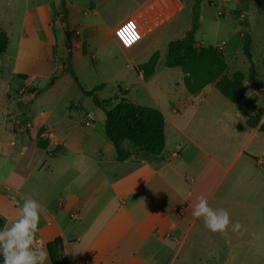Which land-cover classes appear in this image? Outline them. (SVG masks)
<instances>
[{"label": "crops", "instance_id": "0c3cea01", "mask_svg": "<svg viewBox=\"0 0 264 264\" xmlns=\"http://www.w3.org/2000/svg\"><path fill=\"white\" fill-rule=\"evenodd\" d=\"M258 1L264 2L236 4ZM59 3L24 0L18 46L14 54L8 52L9 39L6 53L0 55V66L11 67L0 96L4 226L17 218L25 197L36 200L43 209L37 236L48 253L47 264H53L47 246L58 238L59 264H222V258L235 261L248 255L241 252L242 243L256 252L264 243V218L257 212L264 213V206L242 201L241 184L254 169L264 176L263 159L255 148L264 147L259 129L264 116L256 128L247 124L263 106L255 101L250 112L242 107L243 100L228 101L214 84L191 94L184 86L185 75L165 67L169 44L188 36L196 22L195 1L67 0L70 28L78 34L71 52ZM248 11L240 25L218 17L210 35L199 15L196 45H214L224 53L228 36H244L250 29L255 14ZM215 12L231 13L224 5ZM157 52L155 72L145 78L137 68ZM70 58L86 89L104 86L98 97L111 86L113 94L121 90L131 102L163 113L166 144L160 155L137 152L125 142L130 157L119 161L106 135V118L95 104L85 110L75 100L60 109L58 92L66 89L60 79L70 76L68 84L74 82L64 71ZM52 78L53 86L47 87ZM3 80L0 76V90ZM33 88L43 92L35 95ZM39 140L47 142V148H40ZM252 157L257 158L250 163ZM200 196L207 197L212 208L226 209L246 231L221 235L206 229L202 219L191 215Z\"/></svg>", "mask_w": 264, "mask_h": 264}, {"label": "trees", "instance_id": "16d2710c", "mask_svg": "<svg viewBox=\"0 0 264 264\" xmlns=\"http://www.w3.org/2000/svg\"><path fill=\"white\" fill-rule=\"evenodd\" d=\"M193 7L194 19L191 31L187 33L188 38H181L169 44L168 55L165 61L167 68H180L184 73V86L191 94H198L210 84H214L216 89L230 102L239 104L246 94L245 86L246 76L241 71H237L232 75H228V62L219 47H202L197 46L195 34L199 30V4L200 0H194ZM58 16L66 30L70 31L72 42L78 38V34L70 28L69 10L67 0H60ZM243 52L248 58L250 68V78L256 76V67L253 63L251 53V36L245 33L243 36ZM9 46L8 34L0 29V55L6 53ZM159 60V53H155L150 60L140 67L137 71L142 72L145 78H150L154 72ZM71 58L68 61V67L65 72L71 74L80 91L93 99L94 104L102 109L106 114L105 130L107 137L114 144L117 151L119 161H124L130 157V153L126 152L124 143L128 142L137 152H145L153 155H160L166 144L165 135V118L163 113L152 107L135 104L126 99L125 93L118 90L113 97L109 99H100L97 92L102 89V85L92 90L86 89L71 66ZM22 79H29V76L20 75ZM55 78L49 81L47 87L53 86ZM35 95L41 94L43 89L33 91ZM264 109L255 111L248 119L247 124L251 128L259 126L263 116ZM259 129L264 132V122ZM40 148H47L45 141L39 140ZM4 226L3 220L0 218V229ZM62 241L60 238L53 243L48 244L53 264H59L58 253L60 251Z\"/></svg>", "mask_w": 264, "mask_h": 264}, {"label": "rangeland", "instance_id": "374dc122", "mask_svg": "<svg viewBox=\"0 0 264 264\" xmlns=\"http://www.w3.org/2000/svg\"><path fill=\"white\" fill-rule=\"evenodd\" d=\"M236 1L237 0H212L211 2L213 3H209L208 0H204L202 8L199 4V10H200L199 15L203 16L204 18L200 24L202 25L203 30L210 35L212 33L211 31L213 30L212 24L215 23V20H217L218 17H220L222 20L224 19L225 21H229L227 22L229 25L232 22L240 25L241 22H243L244 20L243 16L247 15V13L249 12L248 11L249 8L251 10L250 11L251 13L254 11L253 7L255 8L256 13L253 12L255 14V17L251 16V27L250 29L247 28L248 30H246V33L250 34L252 40L251 43V53L253 57L252 60L257 69L255 78L251 79L249 76L251 64L243 52V41H244L243 36L239 34H231L230 32L231 35L228 36L229 38L227 39V43L225 45V51H224V55L228 62V71H227L228 75H232L237 71H241L246 76L245 86L247 88V91L241 105H243L242 107H244V109L246 107L248 110H250V112H253L254 110L253 103L255 101L258 102L259 104L258 107L263 106L264 109V2L258 1L256 3L254 2L249 6L240 5L238 7ZM223 5L229 8L231 13L228 14L225 12L224 14L222 13V15L219 16L218 14H216L215 11L218 12V10L221 9ZM23 13H24V0H0V29L8 34L10 39V46L8 52L13 54L18 46L19 28H20V24L23 22L22 19ZM196 20L197 19H195V21ZM244 27L247 26L244 24ZM225 31L228 32V26L225 27ZM208 46H214V45H208ZM175 71H177L179 75L180 73H183V71L180 68H175ZM10 72H11L10 65H6L5 67L0 66V73H1L0 76L4 77V80L1 82L3 89L0 90V96L3 94V92L1 91L2 90L5 91L8 86L6 79L10 75ZM62 72L63 71L60 68V70H58V72L55 74L57 79H60L59 76L62 74ZM174 75L175 78H177L178 74H174ZM68 79H70V76H67V78L62 77L60 79L62 81L61 82L62 87L66 88L58 92L60 93V95H58V99H59L58 102L60 104V109L64 108L67 102L69 107L71 101H75V100L80 102L81 103L80 105L85 110L88 109L90 110L91 106L95 107L93 103V99L82 94L79 91L77 84H75V81L72 82L73 84L72 83L68 84L69 83ZM163 84L168 87L171 86L168 85V83L166 82H163ZM9 87L12 90L14 88V85L13 84L9 85ZM87 88L90 89V86L87 85ZM111 89H112L111 86L105 87L104 91L100 94L99 98L109 99L113 97L115 93L113 94L111 92ZM31 90L35 91L34 88ZM115 91L116 93H118L117 89ZM0 108H2L1 99H0ZM96 108L99 111V113H101L102 116L106 118L105 112L97 106ZM255 148L259 152L258 158L264 159V155H263L264 147H261V145L258 144V146H255ZM256 158L257 157H252L250 163L256 160ZM262 166L264 167V165ZM262 172L263 171H261L260 173L257 169H254V173H251L250 178L247 179V181L242 180V184H241L242 201H244L245 198H247V202H249V204L251 205L255 204L257 208L259 207L261 208L264 206V176L262 175ZM257 212L261 218H264V213L259 212V210H257ZM242 222L246 223L244 217H242ZM250 246H251L250 244L242 243L241 252L244 253L246 251V254L248 255H243L244 257H242L241 259H237L235 261H228L225 258H222L221 260L222 264H264V243H260L257 245L258 250L256 252H250L252 249V248L249 249Z\"/></svg>", "mask_w": 264, "mask_h": 264}, {"label": "clouds", "instance_id": "9594fccd", "mask_svg": "<svg viewBox=\"0 0 264 264\" xmlns=\"http://www.w3.org/2000/svg\"><path fill=\"white\" fill-rule=\"evenodd\" d=\"M42 212L36 200L24 198L17 218L0 229V264H47L46 248L42 242L37 244ZM191 215L194 219H202L205 228L213 233L227 235L231 231L242 235L246 231L239 221L231 220L226 209L212 208L205 196L198 197Z\"/></svg>", "mask_w": 264, "mask_h": 264}, {"label": "water", "instance_id": "95a60500", "mask_svg": "<svg viewBox=\"0 0 264 264\" xmlns=\"http://www.w3.org/2000/svg\"><path fill=\"white\" fill-rule=\"evenodd\" d=\"M64 34H65L68 50H69V52H71L72 48H73V42H72V39H71L70 31L69 30H64ZM187 38H188V36L185 37V39H187ZM0 260H2V258H0Z\"/></svg>", "mask_w": 264, "mask_h": 264}, {"label": "built area", "instance_id": "2783aa9c", "mask_svg": "<svg viewBox=\"0 0 264 264\" xmlns=\"http://www.w3.org/2000/svg\"><path fill=\"white\" fill-rule=\"evenodd\" d=\"M262 162L264 163V159L262 160ZM41 243L40 238L37 236V244L39 245Z\"/></svg>", "mask_w": 264, "mask_h": 264}]
</instances>
